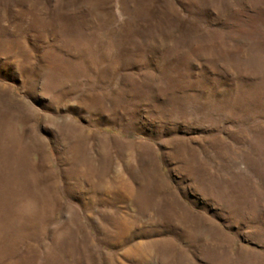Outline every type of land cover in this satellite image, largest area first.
<instances>
[{"label":"rangeland","instance_id":"obj_1","mask_svg":"<svg viewBox=\"0 0 264 264\" xmlns=\"http://www.w3.org/2000/svg\"><path fill=\"white\" fill-rule=\"evenodd\" d=\"M0 264H264V0H0Z\"/></svg>","mask_w":264,"mask_h":264}]
</instances>
